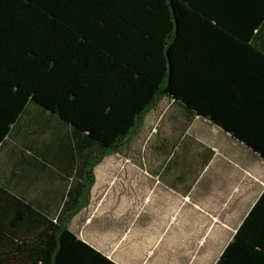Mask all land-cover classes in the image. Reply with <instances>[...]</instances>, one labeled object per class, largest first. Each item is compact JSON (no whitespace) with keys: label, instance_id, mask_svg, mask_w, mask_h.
I'll return each mask as SVG.
<instances>
[{"label":"trees","instance_id":"obj_1","mask_svg":"<svg viewBox=\"0 0 264 264\" xmlns=\"http://www.w3.org/2000/svg\"><path fill=\"white\" fill-rule=\"evenodd\" d=\"M165 99L264 158V0H0V152L43 107L79 165L58 216L0 186V264H117L70 220ZM215 264H264V191Z\"/></svg>","mask_w":264,"mask_h":264},{"label":"crops","instance_id":"obj_2","mask_svg":"<svg viewBox=\"0 0 264 264\" xmlns=\"http://www.w3.org/2000/svg\"><path fill=\"white\" fill-rule=\"evenodd\" d=\"M172 104L174 114L152 119L159 104L138 130V181L105 182L120 162L101 167L125 153L108 156L95 170L88 204L70 220L74 234L117 264H204L219 244L206 261L215 264L264 191L255 198L260 157L200 118L226 138L212 141L198 116L191 122ZM71 149L68 123L33 106L0 152V186L58 216L79 167Z\"/></svg>","mask_w":264,"mask_h":264},{"label":"rangeland","instance_id":"obj_3","mask_svg":"<svg viewBox=\"0 0 264 264\" xmlns=\"http://www.w3.org/2000/svg\"><path fill=\"white\" fill-rule=\"evenodd\" d=\"M173 107L174 106L172 104V101H169L168 99L161 101L160 107L158 106V108H157L158 110L153 113L152 119L155 120V119H158L159 117L170 116L171 113L174 114L176 112V109H174ZM195 124H198V126L201 127V131L208 134V137L210 136L212 141H223L224 139H226L225 137L220 136L221 132L219 130H216L214 128L212 129V128L208 127L204 123V120L200 119L199 117H198L197 121L195 122ZM218 149H220V147H216L215 151H217ZM124 153L125 154H123V156H125V158L119 157L120 155H117L115 158L111 157L101 167V169H104L108 165L109 162L113 161V163H111L108 166V168H114L116 166V164L118 162H120V164H119L120 171L118 172V174L114 177L108 175L107 179H105V182H113V183L114 182H117V183L121 182L124 187H129L130 183L136 182L135 179H137V181H138V134L135 137L131 138L130 142L127 143V145L124 149ZM254 165H255V169L258 168L259 166L261 168L258 175L255 172L257 178L254 181V184H255L254 196H255V198H257L259 196V194L261 193V191L264 189V163L259 161L257 158L254 157ZM104 177H105V175H104ZM124 187H122V188H124ZM126 198L129 199V196L127 195ZM250 201H251V198H249L248 202H250ZM246 205H247V202L245 203V206ZM241 212H242V210H240V213ZM227 234H229V233L226 232L223 237H226ZM214 247L215 248H212L210 250V253L207 255V257L204 261V264H206L207 260L216 258L215 257L216 253H213V252L216 249H219L218 248L219 244H217Z\"/></svg>","mask_w":264,"mask_h":264},{"label":"water","instance_id":"obj_4","mask_svg":"<svg viewBox=\"0 0 264 264\" xmlns=\"http://www.w3.org/2000/svg\"><path fill=\"white\" fill-rule=\"evenodd\" d=\"M43 108V107H41ZM44 109V108H43ZM46 110V109H45ZM47 111V110H46ZM49 112V111H48ZM199 118H203L201 116H198ZM229 134V133H227ZM230 135V134H229ZM240 144L244 145L246 148H248L249 150H251L249 147H247L245 144L241 143L240 141H238ZM255 155H257L258 157H260L263 161H264V158H262L258 153L254 152L253 150H251Z\"/></svg>","mask_w":264,"mask_h":264}]
</instances>
